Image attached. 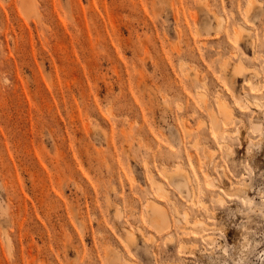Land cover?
Masks as SVG:
<instances>
[{"label":"rangeland","instance_id":"1","mask_svg":"<svg viewBox=\"0 0 264 264\" xmlns=\"http://www.w3.org/2000/svg\"><path fill=\"white\" fill-rule=\"evenodd\" d=\"M0 264H264V0H0Z\"/></svg>","mask_w":264,"mask_h":264},{"label":"bare ground","instance_id":"2","mask_svg":"<svg viewBox=\"0 0 264 264\" xmlns=\"http://www.w3.org/2000/svg\"><path fill=\"white\" fill-rule=\"evenodd\" d=\"M249 9H250V7H249ZM248 9V10H249ZM249 12V11H248ZM219 23V25L221 26L222 25V22L220 21V22H218ZM218 25V26H219ZM241 28L238 30V32H236V34H235V38L236 39H238L239 37H240V35L242 34V32L243 31H245V30H247V28L245 27V26H243V25H241L240 26ZM241 71H243V61L242 60H239L237 63H236V65L234 66V72H236L237 74H239V73H241ZM255 75H257V73H255ZM218 98V97H217ZM248 101H249V99H248ZM217 107H218V110L220 111V113L222 114V119L223 120H229V119H231L232 118V116H233V112H232V108H231V106H229L228 104H227V102L225 101V100H222L221 98H218V101H217ZM212 123H213V127H214V131L216 132V133H219L220 131H221V117H219L218 115H216L215 113H212ZM255 128H258V125H255L254 126ZM223 133L225 134V135H227V134H229L230 133V131L229 130H223ZM224 142V141H223ZM224 145L226 146V147H228V153L230 154V146H228V145H226V143H224ZM177 168V170H179V167H176ZM185 178L187 179V181L189 180V174L187 173V174H185ZM154 183H156L157 184V188H158V190H160V191H162V192H165L166 193V189H165V187H164V185H163V183L162 182H157V181H155L154 180ZM214 183V182H213ZM178 186L180 187L181 186V184H178ZM216 200H218V201H223V197L222 196H220V197H216ZM159 204H157V202H155V204H154V208H156V209H158V207L160 206H158ZM202 206L205 208V209H207L208 211L210 210L209 209V207H208V205H207V203L206 202H202ZM175 210L177 211V209H176V207H175ZM178 212V211H177ZM182 215H183V218H181V219H185V220H187V218H188V211L187 210H185L184 212H182L181 213ZM157 215L158 216H156V222H161V220H163L165 223L164 224H169V222H168V220L167 219H163L164 217L166 218V214H165V211L162 209V210H158V213H157ZM199 223H203L202 221H200ZM159 223H157V225H158ZM158 228H159V226H158ZM182 247H183V245H182Z\"/></svg>","mask_w":264,"mask_h":264}]
</instances>
